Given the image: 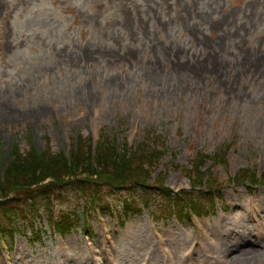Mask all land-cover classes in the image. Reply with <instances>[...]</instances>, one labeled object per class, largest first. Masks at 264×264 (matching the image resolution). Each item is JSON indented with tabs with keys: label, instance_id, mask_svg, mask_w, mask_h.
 <instances>
[{
	"label": "rangeland",
	"instance_id": "374dc122",
	"mask_svg": "<svg viewBox=\"0 0 264 264\" xmlns=\"http://www.w3.org/2000/svg\"><path fill=\"white\" fill-rule=\"evenodd\" d=\"M100 134L108 164L113 148L140 156L135 177L47 179L41 203L39 188L9 193L65 228L16 224L0 264H106L110 237L116 264H264L249 219L264 183L246 188L264 172V0H0V165L15 150L69 158ZM184 205L206 214L186 222Z\"/></svg>",
	"mask_w": 264,
	"mask_h": 264
},
{
	"label": "trees",
	"instance_id": "16d2710c",
	"mask_svg": "<svg viewBox=\"0 0 264 264\" xmlns=\"http://www.w3.org/2000/svg\"><path fill=\"white\" fill-rule=\"evenodd\" d=\"M107 148H109V143L104 139L95 149L86 146L81 151L79 149V153L76 149L72 150L69 158L61 154H51L48 151L38 154L33 150L29 154L21 156L15 150L12 152L13 160L5 166L0 165V200L5 199L9 193L33 188H39L40 194L37 199L41 200L38 197L43 195L41 194V192L43 193L42 186H44L47 179H50L48 183L54 185L71 183L76 187L82 185L85 188L84 180L90 183V179L97 178L98 174L102 172L103 174H109L113 181L135 177V171L130 164L134 163L131 161L138 162L140 156L130 157L127 153L131 160L127 162L126 155L118 157V153L113 148L114 155L112 161L108 164L107 158L102 154L103 150ZM142 178L145 179L146 177ZM89 186L90 184H88ZM6 199L3 203L0 202V209H5L7 211L6 215L10 217L15 218L19 214H26V211L30 208L28 201L15 203L10 198ZM44 211H47L46 213H48L50 219L55 217L54 210L46 208Z\"/></svg>",
	"mask_w": 264,
	"mask_h": 264
},
{
	"label": "bare ground",
	"instance_id": "6f19581e",
	"mask_svg": "<svg viewBox=\"0 0 264 264\" xmlns=\"http://www.w3.org/2000/svg\"><path fill=\"white\" fill-rule=\"evenodd\" d=\"M241 242H242V241H241ZM242 244H244V243L242 242ZM239 252H240V251H238V250H234V251H233V254H234L233 259H234V258H237V257H240V256L242 255V253L240 254ZM227 255H229V254L227 253V254H225L224 256H227ZM236 256H237V257H236ZM244 256H245V255H244ZM233 259H232V260H233ZM232 260H231L230 262H232Z\"/></svg>",
	"mask_w": 264,
	"mask_h": 264
}]
</instances>
